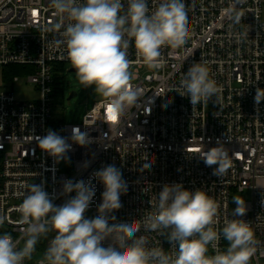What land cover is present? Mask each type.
I'll list each match as a JSON object with an SVG mask.
<instances>
[{
	"label": "built area",
	"instance_id": "obj_1",
	"mask_svg": "<svg viewBox=\"0 0 264 264\" xmlns=\"http://www.w3.org/2000/svg\"><path fill=\"white\" fill-rule=\"evenodd\" d=\"M83 2V0H80ZM123 10L127 0H123ZM160 0H148L154 11ZM189 5L190 37L178 48H161L162 67L147 68L128 49L131 81L144 94L135 107L113 121L106 98L96 101L80 123L55 121L53 98L61 66L70 63L67 48L54 25L60 21L50 0H0V215L6 217L0 231L10 233L23 247V228L16 210L31 184L43 185L55 206L76 195L64 194L67 180L91 179L95 196L86 210L87 219L98 215L104 185L92 178L95 171L114 165L122 172L128 190L111 223H130L154 210V195L165 184L180 183L186 190L201 189L219 205L217 229L231 211L235 194L250 191L247 212L237 217L250 223L260 242L250 264H264V100L255 104L257 88H264V0H185ZM230 7L242 13L239 23L226 15ZM67 23V21H64ZM60 31H63L61 29ZM203 63L220 88L219 98L194 108L179 93L181 79L193 63ZM23 66L20 74L6 79L4 67ZM36 87V100H19L15 85ZM186 95V93H185ZM88 134L91 143L71 140L72 130ZM51 130L72 145L59 162L38 147V137ZM222 143L232 159L223 177L213 175L199 154ZM150 165V167H149ZM165 251L171 244L157 232H138ZM111 239L102 242L107 247ZM221 237L218 248L226 250ZM209 254H214L209 248ZM39 258L24 264H39Z\"/></svg>",
	"mask_w": 264,
	"mask_h": 264
},
{
	"label": "clouds",
	"instance_id": "obj_2",
	"mask_svg": "<svg viewBox=\"0 0 264 264\" xmlns=\"http://www.w3.org/2000/svg\"><path fill=\"white\" fill-rule=\"evenodd\" d=\"M50 5L61 21L54 25L62 37L57 43L66 45L77 80L106 98L113 121L135 107L144 95L131 83L135 76L128 59L130 44L134 43L144 65L156 70L163 66L162 47H181L190 37V6L185 0H160L151 13L148 0H127L126 11L123 0H50ZM226 15L239 23L242 13L230 7ZM180 83L184 91L179 94L193 108L214 96L219 98L221 90L203 63H193ZM262 100L264 88H257L255 104ZM37 139L40 150L57 162L72 147L66 138L51 130ZM71 140L80 146L91 143L88 134L79 128L72 130ZM199 156L206 166L217 165L213 175L219 178L232 166L228 150L219 142L208 151L202 150ZM92 178L104 185L98 215L92 219L84 216L96 191L91 179L67 180L63 193L76 195L61 206L53 204L42 184L29 185L16 209L21 217L18 223L26 225L22 230L23 247H18L19 241L10 233L0 234V264H24L32 258L41 237L50 231L55 236L39 264H250L257 253L260 242L250 223L237 218L247 212L241 196L233 197L236 207L232 214L236 218L226 219L222 229L214 227L220 205L207 192L189 191L180 183L165 184L153 197L154 210L145 213L143 219L110 224L115 220L111 214L122 207L120 197L127 193V182L114 165L95 171ZM5 220L0 215V226ZM141 228L163 236L171 250L152 245L144 235L137 237ZM221 237L228 242L224 251L218 248ZM106 239L112 243L104 247ZM209 248L214 254H209Z\"/></svg>",
	"mask_w": 264,
	"mask_h": 264
},
{
	"label": "rangeland",
	"instance_id": "obj_3",
	"mask_svg": "<svg viewBox=\"0 0 264 264\" xmlns=\"http://www.w3.org/2000/svg\"><path fill=\"white\" fill-rule=\"evenodd\" d=\"M61 68L63 71L58 75L60 87H58L59 90L53 98V120L67 123H80L87 110H90L96 101L104 98L95 93L94 87L84 88L83 85L79 83L75 72L70 71L72 68L70 63L64 64ZM14 90L15 95L19 100H36L39 97L36 87L24 82L16 84ZM72 92H76L77 96L70 99L69 96ZM235 196H241L247 201L250 199L251 194L250 191L247 190L245 193L235 194L233 197ZM235 207L236 205L232 198V213Z\"/></svg>",
	"mask_w": 264,
	"mask_h": 264
},
{
	"label": "trees",
	"instance_id": "obj_4",
	"mask_svg": "<svg viewBox=\"0 0 264 264\" xmlns=\"http://www.w3.org/2000/svg\"><path fill=\"white\" fill-rule=\"evenodd\" d=\"M22 68L23 66L21 65H8L6 67H4V70L8 72V74L5 76L6 79H9L10 76H13L15 74H20L22 72ZM58 82V86H57V91L59 90L58 87H60V81L59 78L57 79ZM56 91V94H57ZM3 231H0V234H2ZM55 236V232L54 231H50L46 236L41 237V239L39 240L38 244L36 245V251L33 253L32 258H37L39 256H44V253L47 249V247L49 246L50 241L54 238ZM24 244V242H23Z\"/></svg>",
	"mask_w": 264,
	"mask_h": 264
},
{
	"label": "water",
	"instance_id": "obj_5",
	"mask_svg": "<svg viewBox=\"0 0 264 264\" xmlns=\"http://www.w3.org/2000/svg\"><path fill=\"white\" fill-rule=\"evenodd\" d=\"M70 71H71V72H75V70H74L73 68H71ZM75 96H77V93H76V92H72V93L70 94L69 98L71 99V98H73V97H75Z\"/></svg>",
	"mask_w": 264,
	"mask_h": 264
},
{
	"label": "snow or ice",
	"instance_id": "obj_6",
	"mask_svg": "<svg viewBox=\"0 0 264 264\" xmlns=\"http://www.w3.org/2000/svg\"><path fill=\"white\" fill-rule=\"evenodd\" d=\"M113 119H114V117H113Z\"/></svg>",
	"mask_w": 264,
	"mask_h": 264
}]
</instances>
